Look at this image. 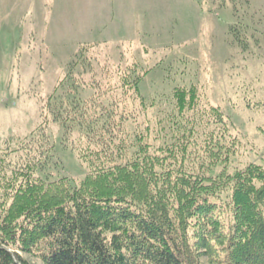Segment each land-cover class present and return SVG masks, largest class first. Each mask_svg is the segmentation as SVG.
Returning <instances> with one entry per match:
<instances>
[{"label":"rangeland","instance_id":"374dc122","mask_svg":"<svg viewBox=\"0 0 264 264\" xmlns=\"http://www.w3.org/2000/svg\"><path fill=\"white\" fill-rule=\"evenodd\" d=\"M124 73L140 77L143 104L113 88ZM190 87V160L202 161L199 145L211 134L235 139L230 170L264 167V0H0V194L28 164L34 177L77 184L88 170L78 155L94 148L87 123L104 110L117 117L126 104L133 118L119 137L148 127L159 134L155 146L169 143L186 128L173 90ZM89 99L100 104L89 108Z\"/></svg>","mask_w":264,"mask_h":264},{"label":"trees","instance_id":"16d2710c","mask_svg":"<svg viewBox=\"0 0 264 264\" xmlns=\"http://www.w3.org/2000/svg\"><path fill=\"white\" fill-rule=\"evenodd\" d=\"M119 79L113 88L130 99L132 90L143 104L140 77ZM173 98L186 128L169 143L155 146L159 134L148 127L131 139L119 137L130 117L126 104L117 117L104 110L103 120L88 125L79 113L77 124L95 127L88 136L94 148L78 155L88 170L77 184L34 177L30 164L6 178L0 264H30L20 253L44 264H264V167L230 170L235 139L225 143L211 134L199 145L202 161L192 162L195 123L186 113L196 107L195 88H174ZM93 101L89 108L100 104ZM210 112L224 121L216 107Z\"/></svg>","mask_w":264,"mask_h":264}]
</instances>
